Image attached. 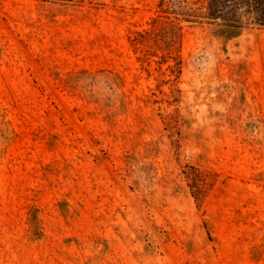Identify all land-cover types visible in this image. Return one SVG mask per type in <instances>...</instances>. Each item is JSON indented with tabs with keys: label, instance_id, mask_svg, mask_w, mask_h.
Returning a JSON list of instances; mask_svg holds the SVG:
<instances>
[{
	"label": "rangeland",
	"instance_id": "rangeland-1",
	"mask_svg": "<svg viewBox=\"0 0 264 264\" xmlns=\"http://www.w3.org/2000/svg\"><path fill=\"white\" fill-rule=\"evenodd\" d=\"M173 3L0 0V264H264V29Z\"/></svg>",
	"mask_w": 264,
	"mask_h": 264
},
{
	"label": "trees",
	"instance_id": "trees-1",
	"mask_svg": "<svg viewBox=\"0 0 264 264\" xmlns=\"http://www.w3.org/2000/svg\"><path fill=\"white\" fill-rule=\"evenodd\" d=\"M176 2L178 15L185 21L227 24L238 29L257 26L264 29V0H202L193 7L191 0H161V7Z\"/></svg>",
	"mask_w": 264,
	"mask_h": 264
}]
</instances>
